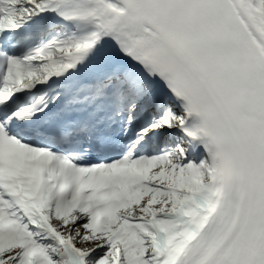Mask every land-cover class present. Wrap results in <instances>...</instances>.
I'll return each mask as SVG.
<instances>
[{
  "label": "snow or ice",
  "instance_id": "obj_1",
  "mask_svg": "<svg viewBox=\"0 0 264 264\" xmlns=\"http://www.w3.org/2000/svg\"><path fill=\"white\" fill-rule=\"evenodd\" d=\"M0 264H264V0H0Z\"/></svg>",
  "mask_w": 264,
  "mask_h": 264
}]
</instances>
